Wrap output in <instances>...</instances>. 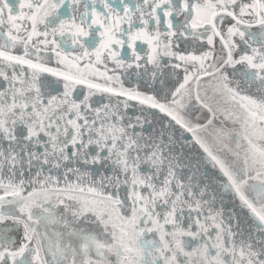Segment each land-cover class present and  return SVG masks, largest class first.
I'll return each instance as SVG.
<instances>
[{"label":"snow or ice","instance_id":"obj_1","mask_svg":"<svg viewBox=\"0 0 264 264\" xmlns=\"http://www.w3.org/2000/svg\"><path fill=\"white\" fill-rule=\"evenodd\" d=\"M0 264H264V0H0Z\"/></svg>","mask_w":264,"mask_h":264}]
</instances>
